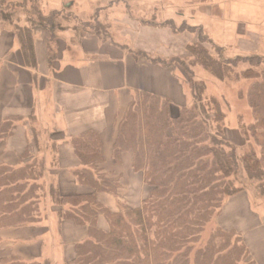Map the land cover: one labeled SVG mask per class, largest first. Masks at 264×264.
<instances>
[{
    "label": "trees",
    "instance_id": "1",
    "mask_svg": "<svg viewBox=\"0 0 264 264\" xmlns=\"http://www.w3.org/2000/svg\"><path fill=\"white\" fill-rule=\"evenodd\" d=\"M59 14H44L38 0H1L0 21L16 23L14 31L26 66L37 65L36 29L50 31L49 64L56 59L51 45ZM21 15L28 22L25 27L17 23ZM206 41L215 47L217 57L208 48L191 53L199 56L194 63L216 77L221 78L230 66L249 63L240 74L250 80L245 97L253 117L240 129L248 143L245 150L239 153L222 136L225 126L220 102L204 94V85L187 68L191 103L175 112L169 99L139 92L118 124L114 158L120 162L124 152L132 151L133 168L143 174L150 188L140 206L124 203L118 211H111L98 201L99 193L116 195L120 179L103 171L102 139L98 132L90 131L73 138L72 146L80 161L73 176L92 192L62 195L53 184L47 192L45 159L27 149L21 166L0 167V229L39 222L47 215L42 199L50 194L61 222L72 220L88 228V237L76 243L69 264H258L240 232L212 223L228 198L246 190L240 174L264 196V56L228 58L222 47L211 39ZM13 128L12 121L0 124V139L10 136ZM101 219L106 227L100 226ZM0 264L52 263L12 258Z\"/></svg>",
    "mask_w": 264,
    "mask_h": 264
},
{
    "label": "crops",
    "instance_id": "2",
    "mask_svg": "<svg viewBox=\"0 0 264 264\" xmlns=\"http://www.w3.org/2000/svg\"><path fill=\"white\" fill-rule=\"evenodd\" d=\"M39 1L44 14L57 11L64 15L67 3L80 8L84 1L94 5L92 15L95 17H101L97 12L102 14L107 9L112 12L127 9L125 17L116 20L122 40L105 38L85 29L81 32L66 29L61 35L69 41L66 42L68 48H63L50 65L48 45L51 33L44 28L36 29L33 38L37 65L32 68L22 61L20 41L14 31L16 23L0 21V124L12 121L14 125L13 133L0 139V167L21 166L22 157L29 149L33 155L45 159L43 179L48 181V192L53 184L62 195L89 194L92 190L80 185L73 176L80 161L72 139L95 131L103 143V171L120 179L118 193H99L98 201L111 211H118L120 204L124 203L138 207L148 196L150 188L143 174L133 168L132 151L124 152L120 162L115 160L113 146L118 124L139 92L169 99L175 112L188 104L177 71L173 66L157 62H169L187 50L188 42H181L182 34L165 23L173 16L171 12L186 6V2L129 0L133 4L130 10L125 0ZM243 2L246 7H251V10L245 9L246 14L253 18L258 13L264 19V0ZM104 3L107 4L103 6ZM137 4L141 6L140 12L147 11L146 14L151 13V6L164 7L166 21L153 24L143 19L146 14L133 17L130 12ZM69 12L76 17L86 13L84 10ZM17 23L21 27L28 25L26 19ZM38 131L52 134V147L47 144L45 152L41 143L39 149L36 146L34 132L38 134ZM38 140H41L40 136ZM242 193L249 199L250 195L243 191L229 200L240 198ZM48 198L51 200L50 194ZM251 198L249 206L243 210L246 226L225 228L219 225L240 232L251 258L264 264V214L254 207ZM99 224L106 227L103 219ZM87 237L86 226H79L72 220L61 222L52 203L47 215L39 222L0 229V262L19 258L26 262L69 264L75 257L76 243Z\"/></svg>",
    "mask_w": 264,
    "mask_h": 264
},
{
    "label": "rangeland",
    "instance_id": "3",
    "mask_svg": "<svg viewBox=\"0 0 264 264\" xmlns=\"http://www.w3.org/2000/svg\"><path fill=\"white\" fill-rule=\"evenodd\" d=\"M184 1L186 2V6L181 7L177 11H172L171 14L173 16L170 20L168 19L169 21H166L165 16L167 13H163L164 7L160 6H151V13L146 14L147 11H142V14V12H140L141 6H139L140 4H137L135 6L136 9L129 12L135 18L143 17L144 14H146L143 19L150 20L151 23H163L166 21L165 23L171 27L173 26V29H175L179 35L182 34L183 38L181 39V42L183 40L186 41V43L188 42L187 52L185 51L183 55L171 59L169 61L170 63L166 64L173 66L172 68H174L179 74L181 81L183 82V89L187 95L188 103L192 102L193 97L188 85L189 76L187 68L192 71L194 80L204 85V94L207 96H214L220 102L222 113L224 115L222 122L223 126H225L224 134L222 136L230 143H233L234 146L237 147L239 153H241V150H245L248 146L247 141L241 133V126L243 122L250 123L253 118L252 110L245 97L250 80L240 75L242 71L248 67L249 63L241 62L236 67L230 66L229 69L222 72V77L219 78L202 65L194 63L199 60V56L195 57L191 52L194 51L193 53H195L196 51L208 48L211 54L217 57L215 47L206 41L207 39H211L216 45L223 48V53L225 57L228 58H234L237 55L264 56L263 16L257 13L256 16L252 18L250 14H246L244 12L245 9L251 10V7H246L243 0ZM125 2L127 3L126 6L129 5L128 7L131 10L133 4L129 0H125ZM38 3L41 7L39 0ZM237 3L240 4L237 5ZM106 4L107 3H104L103 6ZM93 7L94 5L91 2L84 1L82 7H67V9L63 11V13H65L64 15L60 14L55 17L57 26L53 33L56 38L51 45V51L53 54L58 56L63 48H68L66 42L69 41L61 35V32L69 28L72 29V31L77 29V32H81V30L85 29L92 33H100V35H104L105 38L113 37L114 40H122L120 33L121 29H119L116 20L120 18L122 19V17L124 18V15L128 10L121 8L112 12L107 9L106 12L102 14L97 12L101 17H95L92 15V12L94 11ZM59 9L60 8H58V10ZM147 9L148 7H145V10ZM81 10L86 11V13H83L80 16L78 15L77 17L74 16L75 14L73 15V13L69 12L74 11L75 13L76 11L80 12ZM22 19H26L25 16L21 15V20ZM202 34L207 37L206 40L201 37ZM74 42H76L75 39ZM69 48H71L70 45ZM34 135L37 139L36 146H39V143H41L45 152L47 149L46 145L48 144V146H50L52 141V134L50 135L48 132H39L36 134V132H34ZM39 136L41 137V140H38ZM249 141L250 143H253L252 139ZM51 147L52 146H50V148ZM244 177V173L239 175V180L243 181L245 187H247L244 192L250 195L249 199L252 197L251 199L254 207L264 214V196L260 195L258 190H256V186L255 188H252L246 180H242ZM44 181L47 190L49 184L47 180ZM242 194L243 195H240V198L238 199L233 198L229 200L228 198V201H225L220 215L214 220L212 226L219 224L225 228H230L234 225L240 227L246 226V219L243 216V210L249 206L248 204H250V201L246 194ZM42 206H44L46 210H49L52 206V199L50 200V198L46 196L44 201L42 199Z\"/></svg>",
    "mask_w": 264,
    "mask_h": 264
},
{
    "label": "water",
    "instance_id": "4",
    "mask_svg": "<svg viewBox=\"0 0 264 264\" xmlns=\"http://www.w3.org/2000/svg\"><path fill=\"white\" fill-rule=\"evenodd\" d=\"M72 3L67 4L66 6L69 7Z\"/></svg>",
    "mask_w": 264,
    "mask_h": 264
}]
</instances>
